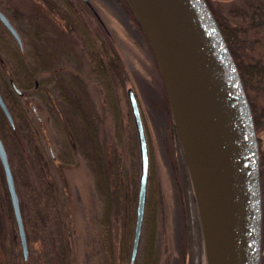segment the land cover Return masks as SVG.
Here are the masks:
<instances>
[{"label": "rangeland", "instance_id": "rangeland-1", "mask_svg": "<svg viewBox=\"0 0 264 264\" xmlns=\"http://www.w3.org/2000/svg\"><path fill=\"white\" fill-rule=\"evenodd\" d=\"M11 1L31 15V28L41 29L45 40L41 37L34 41L41 50L38 61L41 65L43 62L46 67L35 75L37 88L35 85L22 86L21 94L14 90L24 111L21 115L27 120L22 117L17 120L13 116L14 125L11 126L8 119L5 120L0 113V136L14 174L28 242V257L25 259L0 161V264H54L53 259H50L51 248L55 246L52 243L55 237L52 216L59 208H64L68 213L66 224L69 227L66 229L70 233L73 264H102L103 261L98 230L102 199L95 186L94 171L81 149L83 145L89 144L82 129L83 120L70 112L68 103L60 94L59 85H55L53 80L51 83L43 82V78L56 75L57 70L65 78L59 84L68 99L78 105L79 110L92 121L108 166L111 167L114 158L121 155L124 167L137 173L138 183L139 142L127 95L128 88L134 89L144 117L150 163L154 168L151 183L155 184L157 203L158 264H181L179 245L186 247L185 264H206L202 227L183 153L180 146L174 150L177 138L172 137V122L163 114L168 102L164 84L155 66L156 60L154 61L152 50L150 51L149 40L132 29L133 17L123 4L124 1L91 0L107 30L109 28L116 36L120 50L116 53L122 57L123 66L126 68L123 78L109 70L111 89L119 112L118 124L114 120L105 78L100 76L98 69H92L94 63L89 61L91 55L79 52L80 38L70 30L65 19L58 21L57 16L50 13L47 6H41L34 0ZM54 1L59 4V0ZM69 1L79 17L92 18V24L88 25L91 32L94 29L99 31L92 12L85 7L83 0ZM207 2L215 18L219 17L221 23L235 32L236 39L231 42V48L237 59L242 64L259 61L264 66V0ZM18 25L22 26L23 35H26L25 28L29 29L28 25ZM63 25L65 31L61 34V39L55 30L52 35L54 39L47 42L51 37L49 34L47 36L48 29H63ZM31 41L28 37L25 38L22 52L29 66L35 64L29 52L33 42ZM101 42L96 40L99 49ZM98 53L106 62L105 52ZM108 69L106 68L107 73ZM3 71L5 74L6 71ZM255 76V86L252 83L245 90L253 116L256 114L259 120L257 133L261 136L260 152L264 155V90L256 87V83L264 87V73ZM5 102L8 106L7 100ZM28 122L31 124V132L25 125ZM66 146L71 150V157L65 154ZM262 163L264 172V157ZM52 181L57 185L58 204L50 198L52 190L48 184ZM149 188L150 182L147 189ZM38 218L47 222L42 229L38 227ZM126 218V214H115L112 218L111 238L115 264H130L127 248L131 245L128 243L131 236L128 238ZM142 234L133 264L142 263L144 229ZM42 238L44 243H41ZM261 264H264V260Z\"/></svg>", "mask_w": 264, "mask_h": 264}, {"label": "water", "instance_id": "water-1", "mask_svg": "<svg viewBox=\"0 0 264 264\" xmlns=\"http://www.w3.org/2000/svg\"><path fill=\"white\" fill-rule=\"evenodd\" d=\"M155 55L202 227L206 264H261L260 148L237 62L207 0H126ZM0 17L21 42L7 17ZM14 90L21 88L11 80ZM138 134L140 176L130 264L139 249L149 150L137 96L127 89ZM0 107L14 125L0 91ZM0 161L23 257L28 242L14 174Z\"/></svg>", "mask_w": 264, "mask_h": 264}, {"label": "trees", "instance_id": "trees-1", "mask_svg": "<svg viewBox=\"0 0 264 264\" xmlns=\"http://www.w3.org/2000/svg\"><path fill=\"white\" fill-rule=\"evenodd\" d=\"M124 4L129 9L130 14H132L133 19L137 22L139 27L141 28L136 16L134 15L133 11L129 7L126 0H123ZM64 15L67 18H70V14L67 9L64 10ZM219 18V17H218ZM218 24L221 28L222 33L224 34L226 41L229 44V47L231 48V42L234 41L236 38L235 32L232 30H229V27L225 26L221 21L218 19ZM142 29V28H141ZM145 36V34H144ZM146 37V36H145ZM147 39V38H146ZM151 49V47H150ZM152 50V49H151ZM33 57L35 59L39 58V54L41 52L38 45L34 46L33 49ZM95 65V70L98 69L100 76H103L107 82V92H108V98L110 97L111 103H112V111L114 114V120L115 123L118 124V108L113 96V92L111 89V83H110V71L115 74L116 76H120L123 78L126 72L125 66H123V59L120 57L116 52H105L104 59H106V62L102 59V55L96 51H90L88 52ZM232 54L237 62L238 68L240 70V74L244 83L245 88L248 87V85L255 86V79L256 74L264 73V66L260 64L259 61H252L250 63L242 64L232 51ZM13 58L15 59L16 65L15 70L11 73V75L15 78V80L18 82L19 86H32L35 85V75L38 72V68L41 67V64L38 61V64L36 67H30L27 65L25 59L22 57V54L16 49L13 50ZM107 66V67H106ZM108 69V73L107 70ZM263 69V70H262ZM7 80L2 74V82H1V92L5 100L8 102V106L10 108V111L15 119H20L22 117L21 112L24 114L23 108L21 106V103L19 101V96L16 95L14 89L9 86V84L6 82ZM256 87L258 90L262 89L264 90V87L259 86L256 83ZM60 94L63 96L62 98L66 100L68 103V109L70 112L74 113L77 117H79L81 120H83V132L85 135V138L89 144L82 146V153L85 155V157L88 159V162L90 163L91 169L94 171L95 175V186L98 191V194L100 195L102 199V214L98 222V230H99V237L101 246L103 249V261L102 264H115L114 263V255H113V245H112V238H111V226H112V218L113 215H121L126 214V226L129 232L128 238L131 236V241L128 242L129 247L128 255L130 256L131 249H132V241H133V235H134V227H135V220H136V207H137V198H138V190H139V176H138V183H137V173L134 171L127 170L123 165V159L121 155H117L113 162L111 167L108 166V163L105 159L104 151L101 145V142L96 134L95 127L92 125V121H90L89 117H87L84 112H81L79 110L78 105L74 104L68 97L66 96V92L60 88ZM39 93L40 90L38 89ZM168 100V99H167ZM162 106V105H161ZM166 110L163 109V114H166L168 116V119L170 122L171 120V112L168 102L166 103ZM254 108V106L252 105ZM264 110V108H263ZM22 119L27 120L24 116ZM256 124L259 123V120L257 117ZM26 127L31 132V124L28 122L25 123ZM171 129L173 130L174 135L172 137L176 138L174 129H173V122L171 125ZM118 136H120V131L118 129ZM35 135V134H34ZM172 139V138H171ZM149 143V141H148ZM175 149L179 147V143H174ZM66 155H71V150L68 146H66ZM67 159V157H66ZM71 160V159H70ZM92 161V164H91ZM151 162V157H150ZM186 172V170H185ZM140 175V173H139ZM187 175V173H186ZM154 176V168L151 167L150 163V171H149V177L148 182H150V188L147 189V196H146V204H145V211H144V218H143V228L145 231L144 234V241H143V249L141 253V264H158L159 256L157 253V240H156V229H157V223H156V209H157V203L155 200V184L154 182L151 183V177ZM49 189L52 190V194H50V198L53 199V202L55 204H58L59 198L57 193V185L55 181H52V183L48 184ZM50 191V190H49ZM67 211L63 208L57 209L54 212V215L52 216L54 223H52L55 226V232H54V239L52 240V243L55 244L51 248V255L50 259H53L52 263L54 264H73L71 255H70V233L66 229V227H69V224H66V217H67ZM39 215V214H38ZM39 228L42 229L46 223L41 220V218L37 219ZM49 237L46 238L48 240ZM55 240V241H54ZM44 243L43 238L41 239V243ZM179 250L181 251L182 257H181V264H185V246L179 245Z\"/></svg>", "mask_w": 264, "mask_h": 264}, {"label": "flooded vegetation", "instance_id": "flooded-vegetation-1", "mask_svg": "<svg viewBox=\"0 0 264 264\" xmlns=\"http://www.w3.org/2000/svg\"><path fill=\"white\" fill-rule=\"evenodd\" d=\"M34 2L41 4V6H47L48 11L57 16L56 18L59 19L58 21L60 20L63 21L65 19L70 30H72L80 38L79 47L81 49L79 50V52H86V55L88 54L89 56L90 54L87 52H90V51L92 52L93 51L120 52L119 43L117 41L116 36L113 34V32L109 28L107 30V27L104 24L105 22L102 21V18L100 17L99 13L97 12V9L95 8L91 0H83V3L85 7L88 8L92 12L93 18L96 20L97 25H98L99 31L98 29H94L93 33L91 32V29L88 27V25L92 24V18L79 17L71 1L59 0L58 2L59 4H57L54 0H34ZM65 9L68 10L70 14V18L65 17L64 15ZM0 11L7 17L8 21L14 26V28L18 32L20 39H21V42H19L17 37L13 34V32L9 29V27L3 22V20L0 17V91H1L2 74L4 72L3 70L6 71V73L3 74V76L7 80L6 82L9 84V86L12 87L11 80H13L16 83V85L20 87L17 81L15 80V78L11 75V73L15 70V65H16L15 59L13 58V55H12L13 50L17 49L22 54V52L24 51V40L26 37H28V40L33 41V42L31 41L32 42L30 46L31 49L29 52H31L30 57L31 59L34 60V63H35V64H32V66L30 67H36L38 64V59H35L32 54L34 46L37 45L35 41H38L39 39H41V37L43 40L45 39L43 38L44 35L42 34L41 29H35L33 27L31 28V25H30L32 22L31 15L23 11L18 6L14 5L11 0H0ZM132 21H133L132 24L134 26L132 29L138 32V35H140L143 38L144 34L141 28L139 27V25L134 19ZM18 24L28 25L29 29H27V27L25 28V31H27L26 35L25 34L23 35L24 29L22 28V26L20 27ZM55 30L57 31L59 35V39H61V34L63 35L65 31L64 25H63V29H54L52 31L48 29L47 36L49 34L51 37L47 39V42L49 39H54L52 35H54ZM45 31L46 30L44 29V34H45ZM96 40L102 41L100 43V49L98 48V44L96 43ZM89 61L93 62L91 56L89 58ZM155 66L157 67L156 62H155ZM45 67L46 65L42 62L41 67H39L37 70L38 71H40L41 69L45 70ZM94 67L95 65H93V68H92L93 70H95ZM61 79L64 80L65 78L62 76V73L57 70L56 75L51 74L48 77L43 78V82L51 83L53 80L55 85H59L61 87V85L59 84V82L62 83ZM35 87L36 88L38 87L37 80H35ZM163 89H164V86H163ZM0 111H1L0 113L3 114V117L5 119L6 117L3 111L1 110V107H0ZM254 116L257 117L256 114ZM5 120H7V118ZM143 120H144V117H143ZM254 123H255V127H256L255 129L257 133L258 124H256V119ZM144 125H145V121H144ZM258 133H257V137H258L259 144L261 145V136ZM262 139L264 141V137ZM260 145H259V148H260ZM261 154L262 153L260 152V156ZM263 156L264 155L260 157V167H259L260 183H261V191H262V201H261V205H262V240H261L262 255H261V261L264 260V174H263L264 172L262 168L263 167L262 166Z\"/></svg>", "mask_w": 264, "mask_h": 264}, {"label": "bare ground", "instance_id": "bare-ground-1", "mask_svg": "<svg viewBox=\"0 0 264 264\" xmlns=\"http://www.w3.org/2000/svg\"><path fill=\"white\" fill-rule=\"evenodd\" d=\"M259 145H260V144H259ZM261 156H262V155H261ZM261 156H260V157H261ZM263 157H264V156H263ZM183 189H184V188H183ZM182 192H183V191H182ZM142 235H143V234H142Z\"/></svg>", "mask_w": 264, "mask_h": 264}]
</instances>
